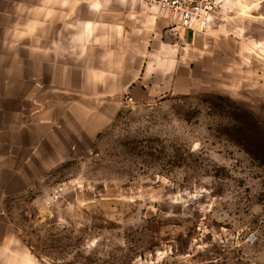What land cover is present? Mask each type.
<instances>
[{"label":"rangeland","instance_id":"1","mask_svg":"<svg viewBox=\"0 0 264 264\" xmlns=\"http://www.w3.org/2000/svg\"><path fill=\"white\" fill-rule=\"evenodd\" d=\"M197 34L190 92L124 105L8 203L35 264H264V0Z\"/></svg>","mask_w":264,"mask_h":264},{"label":"crops","instance_id":"2","mask_svg":"<svg viewBox=\"0 0 264 264\" xmlns=\"http://www.w3.org/2000/svg\"><path fill=\"white\" fill-rule=\"evenodd\" d=\"M197 33L143 0H0V264H35L8 203L124 105L190 92Z\"/></svg>","mask_w":264,"mask_h":264},{"label":"built area","instance_id":"3","mask_svg":"<svg viewBox=\"0 0 264 264\" xmlns=\"http://www.w3.org/2000/svg\"><path fill=\"white\" fill-rule=\"evenodd\" d=\"M158 12H170L183 30L206 32L220 7V0H143Z\"/></svg>","mask_w":264,"mask_h":264},{"label":"trees","instance_id":"4","mask_svg":"<svg viewBox=\"0 0 264 264\" xmlns=\"http://www.w3.org/2000/svg\"><path fill=\"white\" fill-rule=\"evenodd\" d=\"M260 142V141H259ZM255 145L256 148L262 149V153H264V142L261 144L259 143ZM255 157V156H254ZM260 158V157H259Z\"/></svg>","mask_w":264,"mask_h":264}]
</instances>
